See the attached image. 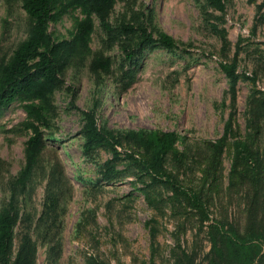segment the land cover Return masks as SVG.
<instances>
[{"label":"rangeland","instance_id":"374dc122","mask_svg":"<svg viewBox=\"0 0 264 264\" xmlns=\"http://www.w3.org/2000/svg\"><path fill=\"white\" fill-rule=\"evenodd\" d=\"M69 2L59 1L65 11L48 24L53 41L65 46L79 23L86 25L69 59L65 48V68L46 93L50 110L37 144L22 123L24 104L40 100L34 92L0 110V207L10 197L7 181L30 163L26 187L17 193L12 259L28 234L38 245L36 264H174L180 247L204 260L211 219L227 215L243 229L249 194L242 182L230 183L229 147L208 167L213 148L207 140L223 134L231 114L236 133L253 130L248 105L256 100L264 154V0H223V8L211 0H112L105 23ZM129 22L137 27L126 28ZM148 23L155 36L165 30L179 46L153 43L129 57V44L138 49L139 24ZM31 25L23 0H0V64ZM222 60L237 63L234 91ZM90 109L108 129H176L181 154L167 153L164 163L185 187L207 192L214 186L205 195L210 219L202 224L170 184L139 164L140 148L117 144L116 159L107 144L87 150Z\"/></svg>","mask_w":264,"mask_h":264},{"label":"trees","instance_id":"16d2710c","mask_svg":"<svg viewBox=\"0 0 264 264\" xmlns=\"http://www.w3.org/2000/svg\"><path fill=\"white\" fill-rule=\"evenodd\" d=\"M60 0H23V7L29 14L32 25L29 35L23 39L14 49L8 61L0 64V110L8 106L17 96L34 92L40 100L24 104L27 118L22 122L23 129H31V145L37 144L42 137L41 124L48 120L50 100L47 91L52 83L60 78L61 72L66 65L65 48L68 49L67 59L70 53L77 50L78 39L85 29V21L79 23L74 38L65 46L54 42L48 32V24L56 20L64 11L65 7H59ZM218 7L223 8V0H211ZM78 3L89 14L96 12L103 23L106 21L105 9L112 0H70L67 4ZM145 18V13L142 12ZM126 28L137 27L134 22L125 24ZM152 27V28H149ZM140 39L135 46L128 45L127 53L132 57L136 52L153 43L174 48L179 42L173 35L165 30H157L154 35L153 26L149 23L139 24ZM64 43V42H62ZM61 45V46H59ZM55 49H58L56 52ZM221 67L230 78L232 91L239 77L237 63L233 61H220ZM133 70L127 71L132 75ZM127 83H130L128 80ZM33 96V95H30ZM35 97V96H33ZM252 113L248 114V120L255 117L256 123L245 134L236 133L233 114L225 121L223 134L215 140H207L213 148L212 159L208 167L216 166L220 156L226 147L232 154L230 168V183L237 185L242 182L247 188L248 201L246 207L247 222L242 229L227 215L221 218H212L208 226V239L210 248L204 256V260L198 258V252L179 248L174 251V264H262L264 261V154L261 150L259 136L261 133L260 109L256 100L249 103ZM86 124L84 134L86 137L85 148L93 149L97 145L107 144L110 146L113 158L120 157L118 145L128 144L142 150L139 164L144 167L153 178L164 180L172 187L174 193L184 198L186 203L198 213L200 222L210 219L209 207L206 205L205 195H212L214 186L198 191L194 188L183 186L169 171L164 163L165 155L169 152L178 157L181 152L176 147L180 133L176 129L160 130L157 128H130L125 131L101 127L97 123L96 112L93 109L85 111ZM27 149L29 155L30 147ZM134 157V153L127 152ZM28 162L15 177L9 179L6 187L10 190V197L0 207V264H36L38 245L25 234L14 258L12 259V236L18 220V191L26 186L29 175ZM203 177L208 180L210 168L203 169ZM241 179V181H238ZM88 264H101L98 260H88Z\"/></svg>","mask_w":264,"mask_h":264}]
</instances>
